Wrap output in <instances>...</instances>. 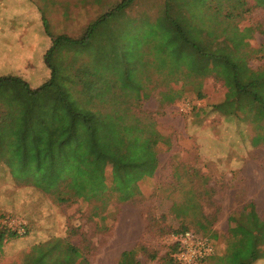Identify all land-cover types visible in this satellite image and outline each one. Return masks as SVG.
I'll use <instances>...</instances> for the list:
<instances>
[{
	"label": "rangeland",
	"instance_id": "obj_1",
	"mask_svg": "<svg viewBox=\"0 0 264 264\" xmlns=\"http://www.w3.org/2000/svg\"><path fill=\"white\" fill-rule=\"evenodd\" d=\"M120 1L35 2L52 36L65 35L78 39L91 23L112 10ZM177 1L183 4L185 11L190 9L196 16L192 20L184 17L183 24L188 22L190 27H193L192 23L200 26L202 36H206V41L211 40V46L224 43L227 35L231 36L233 31L238 30V34L244 35L246 46L241 50L247 54L248 66L255 71L264 68V56L259 51L264 45V33H261L264 32V0H238L240 3L235 0ZM163 2L138 0L125 12L127 18L142 19L136 23V27L142 29L139 38L127 39L132 49L139 46L143 54L142 67L149 70L141 76L140 85L143 84L142 88L145 89L141 95L146 93L148 96L142 100L140 110L149 114L156 129L165 138L164 143L156 147L159 165L154 175L139 182L140 195L126 203H120L115 195L108 194L105 207L94 201L77 200L67 204L56 200L57 192L80 163V143L70 141L67 125L63 124L67 120L64 104L75 111L85 108L80 83L72 75V68L85 60L86 55H77L78 61L72 65L74 55L71 51L53 53L48 59L55 70L56 88L48 89V95L41 93L39 98L42 99H36L41 104L46 102L42 105H46L42 127L45 130L37 127V132L41 134L38 140H30L29 147L32 151L36 148L43 153L45 174H50L53 158L61 170L59 183L56 181L51 187L42 190L31 184L26 186L12 175V171L10 173L12 164L10 154L6 152V146L12 140L10 130L20 127V122L24 121L23 115L14 116V113L17 108L21 112L23 108V112H29L32 108L27 109L28 105L33 108L38 106L35 101L29 104L30 99L11 94L6 99L15 105L6 103L0 107V230H4L5 226L16 232L19 228L16 222L21 220L25 231L23 235L16 232L17 238L3 237L0 264H25L24 257L32 247L54 238L66 239L89 264H116L120 255L122 227L129 225L140 226L142 230L135 248L136 259L141 264H175L170 234L186 229L210 238L215 243V256L197 263L212 264L211 259L223 256L228 244L233 242L228 232L230 228L244 220L252 206L255 210L250 201L258 189L252 171L264 179V145L252 146L251 138L263 128H256L248 120L240 122L234 118L227 119L215 111V104L224 100L226 88L213 76L189 75L185 68H182L179 77L168 74L166 68L171 71L172 59L167 60L166 56L159 55H166L167 43L174 45L178 43V38L171 40L168 36L156 35L155 28H151L157 24ZM143 22H148V25H141ZM102 27L104 30L109 28L106 24ZM144 27H148L147 31ZM248 28L253 29L251 33L247 31ZM110 29L104 32V38L112 39L115 32L120 33V25ZM100 35L97 33L90 40L88 51L91 53V63L96 61L95 51L100 43ZM29 45L31 43L26 46ZM1 49L5 50V46L1 48L0 45ZM104 49L106 60L103 65L108 69L115 61L109 58L110 48ZM118 50L115 53H119L120 57V47ZM40 51L38 48L34 50V59H42ZM4 58L0 56V62L5 61ZM46 59L44 64L49 68ZM38 64L39 61L34 63ZM155 67H160L161 71L158 72ZM48 70L51 76V70ZM164 94L173 95L174 101H162ZM31 121L38 123L39 116L35 114L30 117L28 123ZM27 135L25 133L23 136ZM4 162L10 170L2 168ZM245 164L249 166L248 179L243 177L244 173H240V166ZM35 178L34 181H40ZM120 211L123 212L125 223L122 227ZM259 220L256 239L244 244V249L249 251L246 259H254L250 260L251 264H264V236L259 228H264V220ZM7 221L13 225H6ZM250 250L255 251L250 253ZM229 256L217 264H234Z\"/></svg>",
	"mask_w": 264,
	"mask_h": 264
},
{
	"label": "trees",
	"instance_id": "obj_2",
	"mask_svg": "<svg viewBox=\"0 0 264 264\" xmlns=\"http://www.w3.org/2000/svg\"><path fill=\"white\" fill-rule=\"evenodd\" d=\"M136 1L138 0H121L112 10L91 23L84 35L78 39L65 35L52 36L46 21H43L45 32L51 38V47L45 55L51 76L38 88L31 89L17 76L0 77V97L8 98L13 94L30 99L29 104L35 101V105L38 106L33 108L34 106L28 105L27 109L32 108L29 112L28 110L23 112L24 108L21 112L17 108L14 113V116L23 115L24 121L20 122V127L10 128L12 140L6 148L10 154L12 175L29 185L45 190L54 182L59 183L61 170L52 158L50 174H45L43 153L36 148L32 151L29 143L30 140L39 139L41 133L37 132V127L42 131L45 130L42 127L46 105L44 107L42 105L46 102L41 104L36 99H42L39 98L41 93L48 95V89L56 88L55 70L49 64L48 58L55 52L71 51L74 55L71 64L75 65L78 61L77 55H86L85 60H81L75 68H72V75L80 83L81 96L86 102L85 108L75 111L64 104L67 120L63 123L67 125L70 141L75 144L80 143L81 158L71 178L56 194L59 203L70 204L83 200L94 201L105 207L107 194L115 195L120 203L132 201L141 193L138 188L139 182L152 177L158 168L156 147L163 144L165 138L158 132L149 114L140 110L142 100L148 96L146 93L141 95L145 90L142 88L143 84L140 85L141 76L149 70H144L142 67L143 54L141 55L139 46L132 49L131 45L127 44L128 37L139 38L142 31L141 28L136 27L138 20L142 19L132 20L127 18L125 13ZM235 1L240 3L238 0ZM186 2L191 3L189 0ZM158 15L160 16L157 18V24L151 27L155 28L156 35L168 36L171 40L178 38V43L174 45L167 43L170 54L165 51L166 55H159L166 56L167 60L172 59L171 71L166 68L168 74L179 77L182 75V68H185L189 75L202 77L211 75L220 80L226 88V94L221 103L215 104V111L227 119L234 118L240 122L248 120L255 124L256 128H263L251 138V145H264V68L255 71L248 66L247 54L241 50L246 46L244 35L238 34L239 31L236 30L231 36L225 37L224 43L211 46V40L206 41V36H202L203 30L200 26L192 23L193 27H190L188 22L183 24L184 17L192 20L196 16L190 12V9L185 11L183 4L177 0H164L163 9ZM105 24L109 27L106 30L102 27ZM118 25H120V33L115 32L112 39L103 37L104 32L111 30L110 27L114 28ZM141 25H148V22H143ZM144 28L147 31L148 27ZM252 30V28L247 29L250 33ZM97 33H101L102 36H99L100 43L95 51L96 61L91 63L89 61L91 53L88 50L92 36ZM106 47L110 48L111 53L107 52L109 58L115 61L108 69L103 65L106 60L104 49ZM119 47L120 57H118L119 53H115L119 52ZM259 51L264 56V45ZM133 57L134 60L131 59ZM145 67L147 68L146 65ZM154 69L161 71L160 67ZM174 99L173 95L164 94L162 101L172 103ZM6 103L15 105L8 99L4 104ZM35 114L39 116V122L28 123L29 118ZM25 116L29 118L26 119ZM59 125L58 129H60ZM25 133H28L26 137L23 136ZM34 177L43 182L40 184V181H34ZM229 220L231 221V217ZM258 223L260 224V220L252 206L245 219L230 228L228 232L233 242L228 244L223 256L211 259L212 264H217L228 255L234 264H251L252 259H246L249 251L244 249L246 247L244 244L256 239ZM3 227L4 230H0V246L5 235L9 239L18 237L16 232ZM259 228L264 236V228L260 226ZM186 231L187 229L179 230L170 236ZM254 251L250 250V253ZM24 263L89 264L80 251L63 238H54L32 247L26 253ZM116 264L141 263L136 259L134 249L122 252Z\"/></svg>",
	"mask_w": 264,
	"mask_h": 264
},
{
	"label": "crops",
	"instance_id": "obj_3",
	"mask_svg": "<svg viewBox=\"0 0 264 264\" xmlns=\"http://www.w3.org/2000/svg\"><path fill=\"white\" fill-rule=\"evenodd\" d=\"M35 1L36 0H0V36L2 37L0 45L1 48L5 46V50L1 49L0 51V56H5V61L0 62V77H20L31 89L38 88L48 81L50 77L49 68H47L44 63L45 55L51 47V38L45 32L40 7ZM52 2L53 0H50V4ZM30 43L31 45L26 46ZM37 48L41 50V60L33 58L35 54H33V52ZM37 61H39V64L34 65ZM39 67H41L40 71H38ZM5 101L6 98L0 97V107ZM4 164L5 166L2 168L10 170V168L7 167V163L4 162ZM248 167L249 166L246 164L240 166V173H244L243 177L246 179L250 178ZM252 173H254L252 178H254L257 183L256 189H258V191L255 192L256 195L252 198L250 203L254 205L255 213L258 218L264 220V179H261L255 171H252ZM16 182L19 181L16 180ZM20 182L27 184V182L22 180H20ZM26 186H28V184ZM124 224L123 212L120 211L121 227ZM122 231L123 232L120 234V254L122 252L134 250L140 241L142 233L140 226L134 225L126 226V228L122 227ZM219 233L221 232H218V234ZM211 242L216 248L215 243L212 240Z\"/></svg>",
	"mask_w": 264,
	"mask_h": 264
},
{
	"label": "built area",
	"instance_id": "obj_4",
	"mask_svg": "<svg viewBox=\"0 0 264 264\" xmlns=\"http://www.w3.org/2000/svg\"><path fill=\"white\" fill-rule=\"evenodd\" d=\"M19 228L16 230L20 235L25 234L21 220L16 222ZM6 225L11 227L12 222L7 221ZM173 259L176 264H197L214 255L215 247L211 240L194 232L187 230L180 234L170 236Z\"/></svg>",
	"mask_w": 264,
	"mask_h": 264
}]
</instances>
